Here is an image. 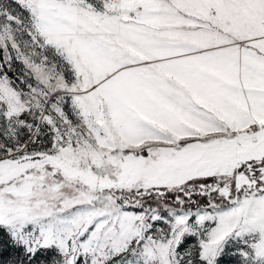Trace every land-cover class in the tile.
<instances>
[{
  "label": "snow or ice",
  "instance_id": "snow-or-ice-1",
  "mask_svg": "<svg viewBox=\"0 0 264 264\" xmlns=\"http://www.w3.org/2000/svg\"><path fill=\"white\" fill-rule=\"evenodd\" d=\"M0 264H264V0H0Z\"/></svg>",
  "mask_w": 264,
  "mask_h": 264
}]
</instances>
